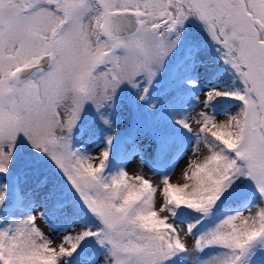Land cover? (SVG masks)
I'll use <instances>...</instances> for the list:
<instances>
[{"label":"snow or ice","instance_id":"6c2138e0","mask_svg":"<svg viewBox=\"0 0 264 264\" xmlns=\"http://www.w3.org/2000/svg\"><path fill=\"white\" fill-rule=\"evenodd\" d=\"M192 16L221 46L235 79L230 88L209 90L193 118L199 143L181 170L187 182L106 173L108 148L94 165L72 143L85 105L111 126L118 91L136 89L145 100ZM217 96L240 102L227 120L206 110ZM188 118L183 125L191 128ZM112 139L106 136L108 145ZM22 146L56 166L100 226L64 234L53 246L36 223L44 213L29 212L0 226V264H68L87 237L104 250L103 264H167L212 246L222 251L199 264H256V256L264 264V0H0V174H12ZM241 177L254 183L260 203L247 207V216H227L191 246L160 215L180 208L208 214ZM7 195L0 183V206ZM191 231L189 225L186 235Z\"/></svg>","mask_w":264,"mask_h":264},{"label":"rangeland","instance_id":"374dc122","mask_svg":"<svg viewBox=\"0 0 264 264\" xmlns=\"http://www.w3.org/2000/svg\"><path fill=\"white\" fill-rule=\"evenodd\" d=\"M205 40H209L210 43L213 41L214 43L218 44L212 39L203 22L199 20L198 17H189L182 25L181 37L179 41H177L175 48L166 57L161 71L157 74L156 78L149 86L147 98L145 100H140L138 91L136 89L124 88L123 90L118 91L117 95L115 96L112 112H114L115 104H118L120 101L124 103L125 101L123 106L124 112L128 113L131 107L133 108L135 114H141L143 118L148 116L150 109L156 114L161 113L162 106L166 103L167 99L169 100L176 97L172 95L176 94L179 90L180 93H182L178 86L179 79L173 76L174 71H178L181 68L179 50H181L182 55H184L186 54V49H190L191 46H194L196 43H203ZM216 44L209 45L203 49L200 52L202 57L205 59L211 58L217 62L219 59V54L216 49ZM198 69V71H200L202 66H199ZM228 75H233V70L231 68H223L219 73H215L209 81H207L205 84H202L200 87L198 102L194 103L190 108L185 107L177 111L178 116H183L184 120L189 117L188 122L191 125L192 133H197V123L193 118L196 117L197 113H199L201 108L204 107L205 94L211 89L219 88L220 84L218 80ZM171 78L175 79L176 82ZM152 95H156L158 97V101L154 99L150 100L152 99ZM163 97L166 98L164 99ZM147 106H149V108ZM206 110L210 111L217 120L221 121L226 118L224 111L217 113L209 104ZM94 115L97 116L95 108L91 104H86L81 113L80 120L73 129L72 141L79 135L82 127L87 125L91 117ZM98 126L103 128L106 134L111 135L113 139L111 145H108L107 142L104 143V139L91 144V153L95 162L99 161V153L101 152L102 147L105 145H107L109 149V159L112 158L113 155L118 151L120 138L126 137L128 132H131V129L132 132H136V140L140 141L142 144L147 142L152 135L139 121L137 123H132L129 129L121 132L118 136H113L115 134V129H111L110 126L105 125L102 121H100ZM155 126L159 127L161 130L159 134L162 137V146L164 147V151H166L165 155L169 158H173V160L167 166L165 165L166 159L160 158V155L156 153V150L151 152H143L141 145L138 146L127 158L124 165V170L127 171L130 178H133L135 175H141L142 178H147L150 181L158 182L162 177L168 176L170 181L173 183L182 184L187 182L186 179L181 175V170L185 168V164L189 156L192 154L193 148L196 147L199 142L190 141L181 146L176 138L167 133L171 126L159 125L158 123L155 124ZM133 142H135L134 139ZM199 146L201 153L203 154L204 145L201 144ZM40 158V155H29L28 150L22 146L14 164L12 165V174L10 176L0 174V183L8 185V195L6 197L7 203L0 206V217L4 216L3 211L5 209L12 211V205L16 200L15 181L17 178H15V175L19 174L20 177H18V184L21 185L22 192L25 195L39 194L40 196H44L46 193L54 191V189L57 188H63L65 190V193H58L55 201L47 204L45 208L40 203H34L31 206V213H44V218L39 219L38 217L36 223L41 229H43L44 233L53 240V246L59 243L60 237L62 235L79 232L82 228H85L86 226L81 227L82 220H87L91 224L100 226L99 221H97L95 217L91 215V213L83 208L71 185L65 179L63 174L56 168V166L52 164V162L48 160L47 157L44 156L42 159ZM53 171H57L59 175L57 177L52 175ZM237 184L238 186L232 190L229 195L222 197L215 206L220 207L230 200H241L253 190H255L261 197V194L258 192L254 183L250 179L241 177ZM64 185H66V187H64ZM153 186L162 188V184L158 183H154ZM154 201L157 207L163 202L161 191H157L155 193ZM63 202H67L65 209H55V204ZM178 210L179 213L183 210L193 211L192 209L188 208H180ZM214 210L215 209L213 208L210 213L204 214L203 217L205 216V219L208 221V219L212 217ZM236 212H241V215L244 216L247 210H239ZM67 214L70 216H73L72 214L77 215L79 220H77L74 226L64 224L62 222L61 217H64V215ZM160 215H168V222L173 223L177 227V231L179 232L181 239H186L188 244L190 246L192 245L197 235L193 234L192 232L189 236L186 235L188 223L184 219H181L182 217L177 218L175 215L171 216L168 213H160ZM65 245L67 247L69 246L67 243H65ZM99 246L100 245H97L95 250H97ZM195 253L196 252L194 251L179 253L176 256L171 257L167 261V264H199L200 260L196 259ZM78 264L96 263L85 260L84 262H79Z\"/></svg>","mask_w":264,"mask_h":264},{"label":"trees","instance_id":"16d2710c","mask_svg":"<svg viewBox=\"0 0 264 264\" xmlns=\"http://www.w3.org/2000/svg\"><path fill=\"white\" fill-rule=\"evenodd\" d=\"M197 51H199V48L197 49ZM197 51H193L195 58L192 61H189L188 58H185L182 62L181 65L184 70L183 73H176V76L180 79V88L182 93L172 99H167L166 103L162 106V112L158 113L159 115L151 111L150 109L148 112V116L146 118H143L141 114H135L133 108H131L130 106L129 112H124L123 106L125 104V101L124 103L120 101L118 104H115L114 112H112L111 114L112 125L110 126L111 129H115V134L113 136H118L121 132L129 129L132 123H137L139 121L141 124H143L145 129H147V131L152 134L150 139L142 144L143 150L145 152L156 150V153L160 155V158L166 159L165 165L167 166L169 165L171 158L165 155L166 151H164V147L162 146V137L159 134L161 130L159 127H156L155 124L158 123L159 125L171 126L167 133L176 138L180 145H183L188 139L190 140L193 137L197 138V135L192 134L190 128L184 127L183 116H178L177 111L185 107L190 108L193 103H196L198 101V91L199 87L202 84V82L198 81L199 77L202 76L205 79L204 82L208 81L213 75L211 67L215 68L216 70L225 66L227 68H230V66L228 67V65L222 59L221 48L219 49V55L221 56V58L217 62V64H214V62L206 61L204 58L198 57ZM212 64L215 66H212ZM200 65L204 67L200 72H198V67ZM234 79V72L231 76L222 79L220 78L218 80L220 83V87L218 89L232 87V82ZM236 85L239 86L238 81L236 82ZM152 97L157 99L156 95H152ZM208 104L213 106L215 112L219 113L224 111L226 114V118L223 120H227L229 118L227 114L234 113L238 109L240 102L232 97L217 96ZM147 107L149 108V106ZM99 123L100 120L97 116L92 117L90 122L85 126L80 135L74 139L73 145L80 148L84 153L92 155L91 144L102 140L103 135H105L104 129L98 126ZM130 131L131 132H129L126 137L120 138L117 153L114 154L112 158L108 159L107 167L105 169L106 173H114L119 169L124 170L123 166L127 157L130 155L135 146L141 144L136 140V132H132V129ZM133 139L135 142H133ZM103 141L104 143H106V138ZM106 148H108L107 145L102 147L101 151L105 150ZM92 162L94 163V165L99 164V161L95 162L93 160ZM128 180L132 182V178H130L129 176ZM58 193H65V190L57 188L54 189V191L46 193L44 196H40L39 194L30 196H26L22 193L19 194L12 206L13 211H8L7 209L3 211L4 216L0 217V226H4L13 219H19L20 217L27 215L30 212V205L33 201L43 203L44 207H46L47 204L55 201ZM260 201L261 197L259 196V194L251 192V194H249L242 200H237L235 202L230 201L223 206L215 209L213 211L212 217H210L208 221L205 219V216L203 217L204 213H199L195 210H183L179 213V210L176 209L175 215L178 217L181 216L182 219H186L188 225L192 226L193 232H195L197 236H200L201 234L207 233L210 230L212 223H216L225 219L229 214L237 211L238 209H247L248 212L244 214V216L249 215L250 210L247 207H251L254 204L260 203ZM255 210L257 209H251V211ZM76 219H78V217L76 216V214H73V216L62 219V221H69V223L73 224ZM86 223H88L87 228H90L91 230L92 228H95L93 226L94 224H90L87 220H82V224ZM86 241V243L82 241V246L77 249V252L74 253L72 257L67 258L68 264H78L79 262L85 261L87 258L96 260L97 264H103L104 250L101 246H99V248L95 250V247L99 245L95 237H87ZM221 251V249L215 246L208 247L205 248L202 252H196V258L203 259ZM254 259L256 260V264H261L260 257Z\"/></svg>","mask_w":264,"mask_h":264}]
</instances>
